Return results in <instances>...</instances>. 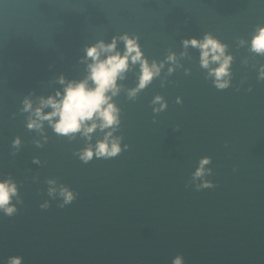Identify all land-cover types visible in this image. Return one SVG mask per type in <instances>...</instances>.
Returning a JSON list of instances; mask_svg holds the SVG:
<instances>
[{
    "label": "water",
    "instance_id": "water-1",
    "mask_svg": "<svg viewBox=\"0 0 264 264\" xmlns=\"http://www.w3.org/2000/svg\"><path fill=\"white\" fill-rule=\"evenodd\" d=\"M260 27L264 0H0V179L10 177L18 192L16 213L0 215V261L172 264L179 256L182 264H264V55L249 50ZM205 34L232 57L221 91L200 67L199 50L181 44ZM122 35L164 67L129 98L139 75V64L129 63L112 100L122 151L83 164L74 153L103 133L69 139L45 121L42 139L25 128L30 113L19 111L21 101L35 108L62 92L61 77L84 80L85 49L115 37L122 54ZM157 95L168 107L154 115ZM204 157L205 174L193 179ZM48 180L57 189L51 196ZM202 181L213 187L197 190ZM59 186L75 197L63 208Z\"/></svg>",
    "mask_w": 264,
    "mask_h": 264
},
{
    "label": "clouds",
    "instance_id": "clouds-1",
    "mask_svg": "<svg viewBox=\"0 0 264 264\" xmlns=\"http://www.w3.org/2000/svg\"><path fill=\"white\" fill-rule=\"evenodd\" d=\"M119 40L124 44V51H116L117 40L114 37L110 43L105 45L103 42L85 49V59L90 60L88 63V75L79 82L69 81L65 84L63 78L59 83L64 85L62 92L57 91L54 95L47 98H41L37 107L33 108L32 102L25 98L21 101L22 107L19 109L22 113H30L26 119L25 128L29 131L36 130L43 137V122H47L52 132L56 136L67 137L69 139L79 134L85 141L91 140L94 131L103 133L102 139L97 140L95 145L87 144L83 149L74 153L81 163L87 164L93 158L111 159L115 158L122 151L121 138L114 136L113 133L120 126V110L112 102L120 91L117 80L124 79V73L129 69V63L132 65L139 64V75L137 85L128 91V97L134 98L136 94L147 87L151 81L160 75L164 63L159 65L153 61L151 64L143 57L135 37L129 38L122 35ZM182 47H193L199 50L200 67L207 70V77L212 80V86L218 91L224 90L230 86V67L232 57L225 54L226 46L221 44L209 34H205L202 39H188L181 42ZM249 50L257 55H264V27L256 30L255 34L249 41ZM101 56L104 58L101 59ZM169 63L175 62V57L169 54L166 57ZM215 64V67L210 65ZM173 68H168V73L173 72ZM185 75L188 71L185 70ZM257 79H264V65L258 70ZM89 81L92 87H89ZM175 103H181L180 97H177ZM150 107L154 115L164 112L168 105L161 96L153 97ZM44 108L51 111L43 113ZM155 123V120H153ZM107 130V131H106ZM175 130V129H174ZM36 146L40 147L39 141H35ZM20 146L19 137H14L11 147L18 149ZM128 145H124L123 150H127ZM33 163L39 164L38 160ZM210 163L207 157L202 158L196 170L193 172V179L202 178L205 174L204 165ZM48 194L51 196L57 191L55 181L48 180ZM209 182H203L197 186L200 188H212ZM16 183L10 178L0 179V215L5 217L13 216L17 209L12 203V199L17 197ZM59 195L63 203L59 207L63 208L70 204L74 199L73 193L64 186H59ZM20 201L17 200V203ZM41 210L47 209L48 205H39ZM0 264H23L20 256H9L7 260L0 261ZM172 264H182V258L177 256L172 259Z\"/></svg>",
    "mask_w": 264,
    "mask_h": 264
}]
</instances>
